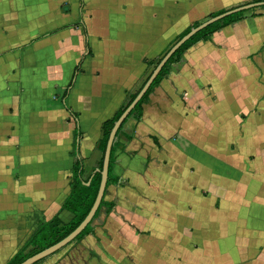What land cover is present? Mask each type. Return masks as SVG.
Segmentation results:
<instances>
[{"label": "crops", "instance_id": "crops-1", "mask_svg": "<svg viewBox=\"0 0 264 264\" xmlns=\"http://www.w3.org/2000/svg\"><path fill=\"white\" fill-rule=\"evenodd\" d=\"M242 1L0 0V264L42 222L71 217L75 121L63 93L88 176L102 121L146 60ZM254 6L186 49L126 121L119 181L104 195L114 205L66 248L79 264H264V7Z\"/></svg>", "mask_w": 264, "mask_h": 264}, {"label": "trees", "instance_id": "trees-1", "mask_svg": "<svg viewBox=\"0 0 264 264\" xmlns=\"http://www.w3.org/2000/svg\"><path fill=\"white\" fill-rule=\"evenodd\" d=\"M264 0H245L242 2H238L236 4H232L226 8L217 9L215 11L208 12L203 17L197 19L192 25L186 26L179 34H177L165 47L164 51L159 54L156 58H151L146 60L147 65L153 64L155 66L161 59L162 55L164 54L165 50H167L177 39H179L181 36H183L185 33L187 34L191 28L195 27L198 23L201 21L214 16L218 13H223L229 11L231 8L241 6L243 4L247 3H258L263 2ZM254 5H251L249 8H238L235 11H231L229 14L223 16L222 18H218L216 20H213L200 29L195 32L194 35H192L189 39L185 40L181 46H179L166 60L163 67L155 77V80H152L146 91L143 93V95L139 98V100L135 103V105L132 107L130 114L127 115V117L123 120V122L120 124L116 131V135L114 137V140L111 145L110 150V156H109V163H108V173H107V180H106V187L109 184L116 183L119 181V176L113 172V165L116 162V156H115V150L117 147L120 146V142L118 139V135L123 133V126L126 123V121L133 116L137 120L140 119L142 115V103L147 101L149 98V94L154 90L156 86L159 85L161 80L168 74L171 64L179 62L182 59L183 53L186 49H188L190 46H193L197 40H204L209 37V35L222 27H224L227 24H230L237 18H239L244 12L245 9H251L255 10ZM258 7H264V4H261V6ZM146 81V76H143L137 80L135 83L133 89L127 94L126 101L118 107L112 115L102 121L101 124V136L98 138L97 145L95 148L99 149L101 151V156L98 159V162L96 165L92 168L90 174L88 176H85L84 174V159L80 155L79 151V140L81 136V129L79 126L78 121V112L74 111L65 101L66 97V91L63 93L62 96V103L65 105L66 109L69 111V115H71L75 121V127H74V141H73V149L72 153L75 156V159L72 163V173H71V179L69 180L71 185V190L67 197L65 198V201L62 205L63 209H68L71 211V217L63 222L57 215H54L53 218L46 220L41 223L39 228L32 234V237L28 240V242L19 250H16V252L6 261L5 264H19L26 258L32 256V254L40 251L42 248H45L49 245H53L66 237V235L72 231L84 218V215H87L89 210L91 209L98 189H99V180H101V168H102V161H103V153L106 147L107 139L110 133V130L117 120L118 117L122 114V112L126 109V107L129 105L131 100L134 98V96L137 94V92L140 90V88L143 86V84ZM106 187L104 190V194L101 198V201L99 203V206L93 215L94 217L88 223L75 237V240H79L82 237L86 236L87 234L92 233V226L91 223L96 217V215L99 212V209L101 206H106L107 208H111L114 205L113 201L106 200L104 198ZM73 241V240H72ZM58 252V251H57ZM56 253V252H55ZM50 255V254H49ZM47 256L35 261L32 264H37L40 261L44 260Z\"/></svg>", "mask_w": 264, "mask_h": 264}, {"label": "water", "instance_id": "water-1", "mask_svg": "<svg viewBox=\"0 0 264 264\" xmlns=\"http://www.w3.org/2000/svg\"><path fill=\"white\" fill-rule=\"evenodd\" d=\"M264 4L263 2H258V3H247V4H243L241 6L238 7H234L231 8L229 11L227 12H223V13H218L214 16H211L203 21H201L200 23H198L195 27L191 28L190 31L186 34H184L183 36H181L179 39H177L167 50H165L164 54L162 55L160 61L154 66L152 67V69L150 70V72L146 75V81L143 84V86L140 88V90L137 92V94L134 96V98L131 100V102L129 103V105L126 107V109L122 112V114L120 115V117L117 118V120L115 121V123L113 124L108 139H107V143H106V147L103 153V161H102V168H101V180H99L100 184H99V189L95 198V201L91 207V209L89 210L87 215H84V218L80 221V223L72 230L70 231L66 237H64L63 239H61L60 241H58L57 243L53 244V245H49L45 248H42L40 251L32 254V256L26 258L25 260H23L21 263L19 264H32L35 261L48 256L49 254H54L55 252L59 251V249H62L63 247L66 246V244H68L69 242H71L72 240L75 239L76 235L88 224L90 223V221L92 220V218L94 217L93 215L95 214L99 203L101 201V198L104 194V190L106 187V180H107V173H108V163H109V156H110V150H111V145L112 142L114 140V137L116 135V131L118 129V127L120 126V124L123 122V120L127 117L128 114H130L129 112L131 111L132 107L135 105V103L139 100V98L143 95V93L146 91V89L148 88V86L150 85V83L152 82V80H155V77L157 76V74L159 73V71L161 70V68L163 67L164 63L166 62V60L169 58V56L179 47L181 46V44L189 39L192 35L195 34V32H197L198 29H200L201 27H203L204 25H206L207 23L216 20L218 18H222L223 16L229 14L231 11H235L238 8H247L251 5H261Z\"/></svg>", "mask_w": 264, "mask_h": 264}, {"label": "rangeland", "instance_id": "rangeland-1", "mask_svg": "<svg viewBox=\"0 0 264 264\" xmlns=\"http://www.w3.org/2000/svg\"><path fill=\"white\" fill-rule=\"evenodd\" d=\"M216 6H214V8ZM152 67H154L153 64L148 66L144 76H146L150 72ZM71 242H73L72 245H74L77 241H75L74 239V241H71ZM71 242L66 244V246L63 247L62 249H59L58 252L48 255L44 260L40 261L37 264H79L77 261V255H74L73 253H71L69 256L68 252L66 254V251H67L66 248H69V246H71ZM81 262H84V260H81ZM86 264H99V263H97L96 261H93V259H90L89 261L86 262Z\"/></svg>", "mask_w": 264, "mask_h": 264}]
</instances>
